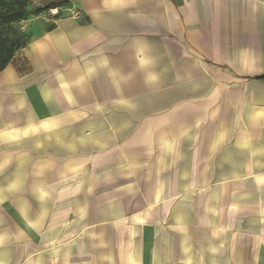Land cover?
Masks as SVG:
<instances>
[{
    "label": "crops",
    "instance_id": "1",
    "mask_svg": "<svg viewBox=\"0 0 264 264\" xmlns=\"http://www.w3.org/2000/svg\"><path fill=\"white\" fill-rule=\"evenodd\" d=\"M0 70V264H264V0H62Z\"/></svg>",
    "mask_w": 264,
    "mask_h": 264
},
{
    "label": "trees",
    "instance_id": "2",
    "mask_svg": "<svg viewBox=\"0 0 264 264\" xmlns=\"http://www.w3.org/2000/svg\"><path fill=\"white\" fill-rule=\"evenodd\" d=\"M25 6L26 2L13 4L0 0V70L7 65L15 51L21 48L16 39L7 35V29L13 22L24 18L26 15Z\"/></svg>",
    "mask_w": 264,
    "mask_h": 264
},
{
    "label": "rangeland",
    "instance_id": "3",
    "mask_svg": "<svg viewBox=\"0 0 264 264\" xmlns=\"http://www.w3.org/2000/svg\"><path fill=\"white\" fill-rule=\"evenodd\" d=\"M7 2L17 4L18 2H26V15L23 19L13 22L7 29V35L18 41L20 47L26 45V43L32 37V21L40 14L46 13V11L62 3V0H5ZM36 5H41V8H36Z\"/></svg>",
    "mask_w": 264,
    "mask_h": 264
},
{
    "label": "built area",
    "instance_id": "4",
    "mask_svg": "<svg viewBox=\"0 0 264 264\" xmlns=\"http://www.w3.org/2000/svg\"><path fill=\"white\" fill-rule=\"evenodd\" d=\"M46 14L49 16V15H56L58 14V11L55 7H51L49 8L47 11H46Z\"/></svg>",
    "mask_w": 264,
    "mask_h": 264
},
{
    "label": "water",
    "instance_id": "5",
    "mask_svg": "<svg viewBox=\"0 0 264 264\" xmlns=\"http://www.w3.org/2000/svg\"><path fill=\"white\" fill-rule=\"evenodd\" d=\"M35 7H36V8H41L42 6H41V5H36Z\"/></svg>",
    "mask_w": 264,
    "mask_h": 264
},
{
    "label": "snow or ice",
    "instance_id": "6",
    "mask_svg": "<svg viewBox=\"0 0 264 264\" xmlns=\"http://www.w3.org/2000/svg\"><path fill=\"white\" fill-rule=\"evenodd\" d=\"M262 115H264V114H262Z\"/></svg>",
    "mask_w": 264,
    "mask_h": 264
}]
</instances>
